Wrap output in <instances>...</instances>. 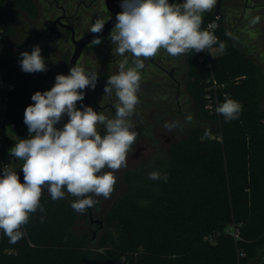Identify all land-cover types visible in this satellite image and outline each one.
<instances>
[{
	"label": "trees",
	"instance_id": "16d2710c",
	"mask_svg": "<svg viewBox=\"0 0 264 264\" xmlns=\"http://www.w3.org/2000/svg\"><path fill=\"white\" fill-rule=\"evenodd\" d=\"M62 2L57 7L70 21L75 19L83 2ZM251 2L241 0V11L253 8L264 14V0ZM11 8L32 20L41 9L36 0H0V24L5 28L0 57L16 87L8 114L24 139V111L33 103L31 96L44 90L33 73L21 70L20 54L8 45L16 31L7 19ZM207 18L202 30H208ZM223 22L222 17L216 29L219 39L211 47L223 43L221 54L211 55V49L186 53L187 87L195 107L219 127L210 133L195 128L187 139L171 145L167 163L155 171L167 174V182L150 179L153 169L128 173L127 188L103 217V225L98 224L105 234L95 249L87 229L73 228L77 213L66 189L65 197L57 200L45 192L43 211L30 214L22 239L10 244L0 230V264H125L123 257L130 264H264V68L234 42ZM96 72L95 90L103 91L111 74ZM212 74L220 86L218 103L210 108ZM229 98L242 105L239 118L232 121L215 111ZM99 112L115 116L110 108ZM98 131L105 134L103 126Z\"/></svg>",
	"mask_w": 264,
	"mask_h": 264
},
{
	"label": "clouds",
	"instance_id": "9594fccd",
	"mask_svg": "<svg viewBox=\"0 0 264 264\" xmlns=\"http://www.w3.org/2000/svg\"><path fill=\"white\" fill-rule=\"evenodd\" d=\"M217 6V0H184L169 3V0H121V12L116 14V23L109 34L118 55L125 57L119 64V72L107 78L103 89L105 95L113 90L118 98L114 105L115 116L109 118L90 106L77 102L85 98L84 89H95L97 72H88L75 64L69 74H58L50 90L37 91L31 96L32 104L24 111V124L28 138L20 139L9 154L22 161L23 183L17 171L5 166L0 175V230L16 244L23 238L21 230L29 221L30 214L38 209L42 192L47 190L52 200L63 199L65 189L75 199L71 207L85 213L98 203L93 196L110 198L116 184L114 173L127 167V156L137 139L130 118L140 102L141 70L145 61L154 58L161 50L172 57L189 51L200 53L211 49L218 38L208 30H201L202 14ZM260 17L251 23L256 24ZM106 20L96 18L89 31L103 32ZM99 35L89 47L100 45ZM223 48L224 44L221 43ZM208 52V51H207ZM21 70L25 73L47 71L41 48L20 53ZM207 107V106H206ZM215 111L226 121L239 118L242 105L226 99ZM68 121L57 128L63 117ZM191 121L192 117H186ZM103 126L101 135L98 127ZM170 131L175 124H165ZM105 168L110 171H103ZM153 180H168L167 174L149 173Z\"/></svg>",
	"mask_w": 264,
	"mask_h": 264
},
{
	"label": "rangeland",
	"instance_id": "374dc122",
	"mask_svg": "<svg viewBox=\"0 0 264 264\" xmlns=\"http://www.w3.org/2000/svg\"><path fill=\"white\" fill-rule=\"evenodd\" d=\"M81 1L83 3L78 6V16L71 21L67 20L77 28L78 37L90 32L89 29L96 18L108 20L112 15L106 6V0ZM248 1L250 4L252 3L251 0ZM36 2L41 12L33 20L17 8H11L8 11L7 19L16 28L15 33L8 38V45L19 54L25 51L30 53L33 46L41 48V55L45 59L47 71L33 73V77L38 85L47 91L54 86L56 75L69 74V60L74 51V44L71 40V31L66 28H58L59 34L47 32L42 37L38 36L39 33L52 27L54 20L63 13L57 4H64V2L62 0L58 3L56 0H36ZM183 2L178 1L177 3ZM241 9V0H224L221 7V12L224 15L223 23L233 34L234 42L264 68V14H260L259 10L253 8H248L245 12ZM261 9L264 10V7ZM215 11L216 7L203 13L202 17L207 15V19L212 22L211 14H215ZM257 16L260 17L259 22L252 24L251 21ZM218 21L222 26V18ZM111 30L101 38L100 45L89 47V44L84 48L78 64L86 71L104 70L118 73L119 64L125 57L129 58V66H131L129 53H125L124 57L116 53L115 46L108 38ZM221 53L220 46L211 49V55ZM144 69L146 72L142 73L141 70L140 85L153 83L154 80L161 83L157 86V92L153 91L152 94H148L149 91L146 88L143 89L144 86L140 87L138 93H141L142 96H140V102L136 106L134 115L130 118L133 124L132 130L137 132V139L128 153L127 167H122L114 173L116 184L110 198L92 197L98 200V203L94 205L95 208H98L94 211V218L99 217L100 213H105L115 198L124 192L128 186V173L158 170L160 166L167 163L171 144L187 139L195 128L210 133L219 127L217 120L202 117L195 107V101L187 87L189 65L186 54L172 57L166 51L161 50L156 57L145 61ZM90 95L92 107L118 103L114 90L111 95H105L104 91L90 88ZM77 108H80V102H77ZM189 115L192 117L191 121L186 120ZM67 120L68 117L65 115L56 127L62 128ZM165 124H175V127L170 131L165 127ZM8 132L15 138L21 136L16 128H11ZM138 147L144 148L138 150ZM137 153H139L138 156H135ZM106 171L110 170L105 168ZM45 192L47 190L42 192V196ZM74 199L75 197L69 196L71 203ZM76 213L77 217L73 228L75 230L87 229L92 234L91 244L95 249L105 234V229L98 226L97 223H91L88 211L83 214ZM260 258L264 259V250L261 252Z\"/></svg>",
	"mask_w": 264,
	"mask_h": 264
},
{
	"label": "built area",
	"instance_id": "2783aa9c",
	"mask_svg": "<svg viewBox=\"0 0 264 264\" xmlns=\"http://www.w3.org/2000/svg\"><path fill=\"white\" fill-rule=\"evenodd\" d=\"M184 1V0H177ZM219 27L217 19L209 22L207 25L208 31L212 32L218 39L216 29ZM5 28L0 24V40L4 35ZM207 57V56H206ZM219 83L215 76L212 74L210 78L209 88L213 91L209 95L208 107L213 108L217 105V90L219 88ZM15 84L8 79L7 70L3 65L0 57V170L7 166L12 170H20L22 167V161L17 158L12 157L9 154V150L14 147V145L21 139L20 137H13L8 130L15 128V124L9 118V107L12 95L15 91ZM214 102V103H212ZM122 262L125 264H130L126 257L122 258Z\"/></svg>",
	"mask_w": 264,
	"mask_h": 264
},
{
	"label": "water",
	"instance_id": "95a60500",
	"mask_svg": "<svg viewBox=\"0 0 264 264\" xmlns=\"http://www.w3.org/2000/svg\"><path fill=\"white\" fill-rule=\"evenodd\" d=\"M222 2H223V0H217V6H216V11H215L216 13L215 14L219 18L222 17V12H221ZM120 3H121V0H106V6L109 9V11L112 13V15H111V17L108 20H106L103 32L100 33V34H93V33L89 32V33L83 35L82 37L77 38L73 26L70 25V24L63 23L61 21L62 16H59L57 18L56 21L61 22V24L63 26L71 29V31H72L71 38H72V42L74 43V51H73V53H72V55L70 57V60H69V68H71L75 64H78L77 62H78L80 56L82 55V52H83L84 48L88 44H90V42L94 38H96L97 35H99L102 38V37L106 36L111 29L114 28L115 23H116V19H115L116 14L122 11V9L120 7ZM169 3L170 4L176 3V0H169ZM83 91L85 93V98L80 103L83 104L84 106H90L91 107L90 88H86ZM81 104H80V108L79 109L82 110ZM15 171H17V174L20 177V182L23 183V173H22V171L21 170H15ZM0 175H2V170H0ZM100 222H102V220H100Z\"/></svg>",
	"mask_w": 264,
	"mask_h": 264
},
{
	"label": "flooded vegetation",
	"instance_id": "af4514ba",
	"mask_svg": "<svg viewBox=\"0 0 264 264\" xmlns=\"http://www.w3.org/2000/svg\"><path fill=\"white\" fill-rule=\"evenodd\" d=\"M58 2V0H56V3ZM178 1L176 0V3H177ZM223 3H224V0H223V2H222V6H223ZM249 2H248V0L246 1V5L248 4ZM58 5V4H57ZM253 6V5H252ZM254 6H255V4H254ZM63 11V13L61 14V15H59V16H62V18H61V21L63 22V23H66V24H70V25H72L71 23H69V22H67V20H68V18L66 17V14H65V12H64V9L62 10ZM58 16V17H59ZM224 15H223V13H222V17H223ZM57 17V18H58ZM221 17V18H222ZM57 18L54 20V23H53V26L52 27H49V29H47V30H45V31H43V32H41V33H39V37H42L44 34H46L47 32H55L56 34H59V30H58V28H66V29H69V28H67V27H65V26H63L62 24H61V22H59V21H56L57 20ZM224 18V17H223ZM73 26V25H72ZM73 28H74V30H75V33H76V29H75V27L73 26ZM70 31H71V29H69ZM89 33V32H88ZM87 34V33H86ZM85 35V34H84ZM71 36H72V31H71ZM83 36V35H82ZM82 36H80V37H82ZM76 37L77 38H80V37H78L77 36V33H76ZM71 40H72V38H71ZM74 44V43H73ZM89 45V44H88ZM81 57V56H80ZM80 59V58H79ZM79 61V60H78ZM153 61V60H152ZM78 63V62H77ZM99 71H104V70H99ZM105 72H108V71H105ZM143 72H146V69H142V73ZM109 74H111V75H113V74H117L116 72H108ZM160 81H157V80H154V82L153 83H149V84H146V85H140V87L141 86H144L143 87V89L144 88H146V90L147 91H149V93L148 94H152L153 93V91L154 92H157V86H159L160 85ZM140 96H142V94L141 93H138V98H139V100H140ZM90 101H91V95H90ZM81 104V103H80ZM138 105V104H137ZM91 107H92V105H91ZM95 111H103V110H106V109H108V108H110V109H112L113 111H115V107H114V105L113 104H104V105H97V106H94V107H92ZM159 137H160V135H159ZM172 145V144H171ZM171 145H170V147H171ZM144 147H138V150H140V149H143ZM169 150H170V148H169ZM138 154L139 153H137L135 156H138ZM125 191V190H124ZM123 193V192H122ZM122 193H120L119 195H118V197L122 194ZM118 197H116L115 198V200L118 198ZM96 209H98V208H95L94 206L92 207V208H89V209H87V211H88V213H89V218L91 219V223L92 224H94V223H97V224H99L100 223V225H103V217L105 216V215H107L108 214V212H109V210H110V208L105 212V213H103V214H99V217H97V218H94V211L96 210ZM100 220H102V222H100Z\"/></svg>",
	"mask_w": 264,
	"mask_h": 264
}]
</instances>
